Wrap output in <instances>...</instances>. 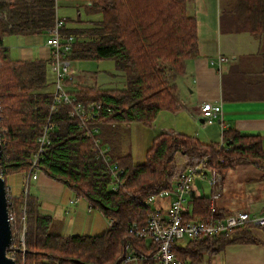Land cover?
<instances>
[{"label":"trees","instance_id":"16d2710c","mask_svg":"<svg viewBox=\"0 0 264 264\" xmlns=\"http://www.w3.org/2000/svg\"><path fill=\"white\" fill-rule=\"evenodd\" d=\"M70 1H83L79 7L92 18H62L61 32L73 37L67 59L111 60L116 71L111 76L122 80L121 88L68 92L83 104L102 105V115L91 126L106 125L103 140L110 151L105 155L109 164H117L122 183L112 190L108 165L94 144L99 136H85L78 122L69 117L67 105L60 104L50 113L52 60H12L3 46L7 36H46L56 18L55 1L0 0V176L5 181L12 174L29 171L37 138L49 120L52 129L37 164L39 172L64 184L111 221L101 235L54 234L51 217L39 212L35 197H11L7 192L8 213L14 212L16 223L7 256L16 264H122L130 247L134 254L146 257L139 264H156L155 244L132 229L145 224L148 197L173 186L178 157L185 158V163L193 158L206 161L208 171L221 174L246 164L264 171L262 140L234 129L222 131L220 142L208 144L182 134L161 133L152 140L141 165L134 164L130 154H115L116 142L110 140L115 128L133 123L148 127L161 111L178 109L176 79L184 74L185 61L198 57L197 21L187 13L188 0ZM227 13L236 28L243 25L252 37H264V0H228ZM189 204L186 220L207 219L209 199L191 193ZM250 228L244 223L229 233L187 242L185 248L176 249V256L200 264L228 245L259 243Z\"/></svg>","mask_w":264,"mask_h":264},{"label":"crops","instance_id":"0c3cea01","mask_svg":"<svg viewBox=\"0 0 264 264\" xmlns=\"http://www.w3.org/2000/svg\"><path fill=\"white\" fill-rule=\"evenodd\" d=\"M187 12L197 21L198 57L186 60L184 74L176 79L178 109L174 112L161 111L146 129L140 123H133L115 128L114 134L111 132L110 140L116 142L115 154H130L136 165L144 163L145 152L161 133L182 134L208 144L220 142L222 131L234 129L242 135L259 136L264 149V47L255 42H260L264 37L256 39L249 33H244V37H235L236 34L231 33L222 36L220 0H188ZM16 37L39 38L37 46L40 48L38 57L23 52V57L17 60L51 58L52 50L45 45V35ZM236 38L245 39L236 45ZM220 58L226 61L221 62ZM71 68L74 76L65 80L64 84L70 94L78 92L79 88L106 90L97 85V75L77 72L72 62ZM50 75L54 81L53 73L50 72ZM109 83L122 87V80H116L111 75ZM203 103L220 105V122L203 124L198 118ZM105 126L100 122L95 128L101 148L109 152L110 146L103 140ZM134 135L145 142L144 151L141 150L137 157L133 155ZM33 182L39 212L50 216L52 225L64 231L54 234L96 236L109 227V221L100 212L91 208L84 199L76 197L64 184L42 173ZM48 192L56 203L61 202L57 213H51L50 206L42 201ZM215 194L218 197L213 199ZM192 195L209 199V215L212 210L220 218L234 211H246L250 217V222H247L251 225L250 231L259 241L256 244L228 245L220 254L206 257L200 264H264V225L255 223V220L264 218V171L249 164L237 166L223 176L217 191L207 182L196 179ZM189 198L185 203L187 211L191 210ZM159 204L166 206L168 201H159Z\"/></svg>","mask_w":264,"mask_h":264},{"label":"built area","instance_id":"2783aa9c","mask_svg":"<svg viewBox=\"0 0 264 264\" xmlns=\"http://www.w3.org/2000/svg\"><path fill=\"white\" fill-rule=\"evenodd\" d=\"M63 21L56 19L55 25L47 31L45 45L51 48V71L54 75L53 98L50 104V113L56 110L60 104L69 107L68 115L78 122V128L82 130L85 136H96L97 129L90 127V123L97 120L103 113L100 103L88 102L83 104L76 98L65 91L64 81L73 77L70 70V62L67 59L73 37L66 36L61 32ZM221 62L226 61L220 58ZM1 111V106H0ZM221 108L220 105L203 103L199 108L200 119L207 125H213L220 122ZM43 133L37 138L38 149L30 160L28 171L29 178L26 180H36L38 178V161L44 153L45 146L49 143L48 131L52 129V124L48 120L43 126ZM94 144L99 152L100 157L107 163L108 170L112 177V190H117L122 183L120 181L121 171L117 164H109L105 155L106 150L102 149L95 139ZM224 144H222V147ZM190 167H187L183 173H179L176 180L169 190H164L157 195L148 197L144 202L148 208L145 224L141 227L135 226L132 231L139 237L145 238L147 242H152L156 246V264H190L188 261H182L176 256V249L185 248L186 243L197 240L198 238H210L223 233H229L233 229L250 222L249 214L246 211H234L226 217H217L214 210L205 221H189L185 219L186 200L194 191V182L196 179L205 181L214 190L217 191L222 183L223 175L215 171L207 170L206 161L199 163L195 158L190 160ZM218 194L213 195L216 199ZM159 201H168L166 206L159 204ZM8 220H13L8 213ZM255 223L264 225V218L255 220ZM111 226V221H109ZM22 234L25 231V221L22 218ZM182 243V244H181ZM124 259L122 264H139L140 260H146L140 254L131 252Z\"/></svg>","mask_w":264,"mask_h":264},{"label":"rangeland","instance_id":"374dc122","mask_svg":"<svg viewBox=\"0 0 264 264\" xmlns=\"http://www.w3.org/2000/svg\"><path fill=\"white\" fill-rule=\"evenodd\" d=\"M54 1H55V5H56V12H57L56 18L54 21V25H55L56 19H58V18H59V20L60 19L62 20V18H71L73 20H76L78 16H80L81 19H83V20L92 18L91 16H86V14L83 12L82 6L79 7L80 5H82L81 3L83 1L82 2L81 1H70V0H54ZM227 1L228 0H220L221 9L223 11L221 14V17H220L222 36H227V35H229V33H231V34H236L235 37H238V36L244 37V33L248 34L247 28L243 25H239V28H236L235 26H233V24L231 23L232 22L231 18L229 19V16L227 13ZM86 4H88V2H86ZM69 5H73V6H69ZM77 10L79 11L78 13H77ZM46 38H47V34L45 36V42H46ZM244 39L245 38H236V39H234V42L237 45L238 43L244 41ZM38 41H39V38L7 36L3 40V44L5 45V46L4 45L3 46L9 50V57L12 60H17V59L23 57L22 56L23 52H25V55H29V56L31 53V56H34L36 58L39 56V52H40V48L37 46ZM255 42L257 44H261L264 47V39L261 40L260 42H257V41H255ZM50 59H52V58H50ZM69 62H70V64H69L70 70L72 71V74L74 76V70H72V68H71V61H69ZM72 66L77 72H84V73L90 74V75H97V85H100L101 88L110 89V88L117 87L116 86L117 84L112 85L111 83H109L110 82V75L115 74V72H116L114 70V64L111 60L75 61V62H72ZM213 105H216V104H213ZM198 118H200V116ZM203 124H206V123H203ZM91 125L92 124L90 123V127H91ZM95 125H97V124H95ZM142 127L144 129L147 128V126H145V125H142ZM43 128L44 127H42L41 135L43 133ZM169 135H171V134H169ZM96 136L98 137L99 134L96 133ZM96 140L98 141V144L101 147L100 140L98 138H96ZM132 143H133V155L135 157H137L139 152L144 149L145 142H144V140H142L140 138L138 140V137H136V135H134ZM222 144H221V146H222ZM37 149H38V144H37L36 151H37ZM35 152H34V154H35ZM106 153H108V152H106ZM142 159L143 158H141V160ZM181 159L182 158L179 157V159L177 160V162H178L177 172H176L177 176L179 173L180 174L183 173V171L185 169H187V167H190L189 165H190L191 159L186 163H185V158L182 160ZM215 172H217V171H215ZM27 173L12 174L6 178V180L4 182H5L6 189H7V192L9 195H11L12 197H19L20 195H26V196L30 195L33 197H37L35 182H33L35 180L29 179L27 181L26 177L29 178V175ZM39 174H40V172H38V176H39ZM221 175L224 176L225 174H221ZM49 194H50V192H48V194L44 195L42 197V201H43V203H47L50 206L51 213L54 214V213L58 212V210L61 208L62 205H61V202L56 203L51 197H49ZM10 214L13 218V220L10 221L12 223V225H10V227L12 228V226H15V224H16L15 223V215H14V212H11ZM50 232H52V233H64V231L61 232L60 230H57L56 225H51ZM24 233H25V231L22 234V228H21L20 233H19V244L21 246H24L23 245L24 244V239H23Z\"/></svg>","mask_w":264,"mask_h":264},{"label":"water","instance_id":"95a60500","mask_svg":"<svg viewBox=\"0 0 264 264\" xmlns=\"http://www.w3.org/2000/svg\"><path fill=\"white\" fill-rule=\"evenodd\" d=\"M0 143V161L2 156ZM12 242L11 227L8 220L7 189L4 179L0 176V264H16L14 259L7 256Z\"/></svg>","mask_w":264,"mask_h":264}]
</instances>
